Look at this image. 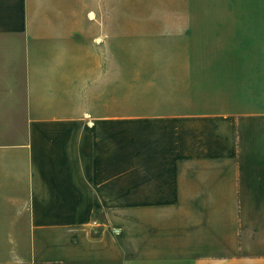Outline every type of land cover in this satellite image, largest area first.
<instances>
[{
    "label": "crops",
    "instance_id": "1",
    "mask_svg": "<svg viewBox=\"0 0 264 264\" xmlns=\"http://www.w3.org/2000/svg\"><path fill=\"white\" fill-rule=\"evenodd\" d=\"M109 5L0 0V264H264V1L130 86Z\"/></svg>",
    "mask_w": 264,
    "mask_h": 264
},
{
    "label": "rangeland",
    "instance_id": "2",
    "mask_svg": "<svg viewBox=\"0 0 264 264\" xmlns=\"http://www.w3.org/2000/svg\"><path fill=\"white\" fill-rule=\"evenodd\" d=\"M264 0H110V7L104 16L111 19V49L124 51L126 58L121 59L124 69L121 82L130 86L135 81V52L163 51L181 49L183 42L169 37L170 33H179L188 28L186 23L193 21H245L251 5V13H256V3ZM197 26L192 25L191 28ZM214 28L206 25L203 29ZM208 30V31H209ZM168 33L167 35H165ZM201 37L202 41L192 42L191 49H217L222 42ZM172 39V40H171ZM241 39V38H240ZM231 40V39H230ZM242 42H236L234 48L245 50ZM139 59V57H138ZM137 59V60H138ZM159 59L158 61H160ZM118 66L112 52V68Z\"/></svg>",
    "mask_w": 264,
    "mask_h": 264
}]
</instances>
